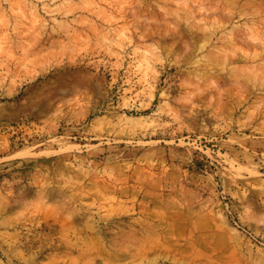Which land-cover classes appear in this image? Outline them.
Returning a JSON list of instances; mask_svg holds the SVG:
<instances>
[{
	"label": "rangeland",
	"instance_id": "rangeland-1",
	"mask_svg": "<svg viewBox=\"0 0 264 264\" xmlns=\"http://www.w3.org/2000/svg\"><path fill=\"white\" fill-rule=\"evenodd\" d=\"M0 264H264V0H0Z\"/></svg>",
	"mask_w": 264,
	"mask_h": 264
}]
</instances>
